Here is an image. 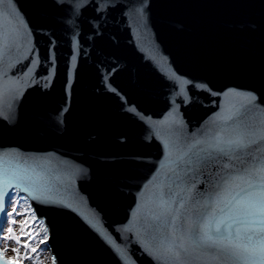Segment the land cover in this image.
<instances>
[{
  "label": "snow or ice",
  "instance_id": "obj_1",
  "mask_svg": "<svg viewBox=\"0 0 264 264\" xmlns=\"http://www.w3.org/2000/svg\"><path fill=\"white\" fill-rule=\"evenodd\" d=\"M49 2L62 24L71 26L65 28L72 33L71 39L77 37L75 28L97 32L91 22L102 26L116 10L136 22L138 41L150 25L151 0ZM37 34L46 39L42 57L34 42ZM52 36L54 32L42 33L31 27L19 0H0V131L20 128L17 103L28 80L40 95H47L41 89L49 87L46 73L59 47ZM261 38L264 40V33ZM21 40H27L28 55L13 59L9 54L20 47ZM149 51L152 62L167 69L163 74L172 83L173 94L183 96L180 104L172 100L166 105L162 119L154 120L136 106L130 109L141 122L146 142L160 141L162 158L151 179L137 192L125 220L109 225L104 209L90 204L91 194L77 185L78 179H91L90 168L83 162L0 143V218L11 225L6 231L0 228V241L17 245L0 248V264H23L25 259L42 264L31 254L37 253L33 244H46L48 229H43L44 234L36 231L38 209L32 202L74 214L120 264H140L145 257L150 264H264V58L258 65L222 70L220 74L231 79L215 90L208 76L180 73L158 44L153 42ZM185 85L189 86L187 93ZM196 91L208 97H238L242 102L238 107L217 105L219 110L199 126H190L181 107L192 104ZM160 169L166 170L165 179L153 184ZM149 185L154 191L146 198ZM98 195L106 198L108 193ZM26 200L29 203L24 207ZM125 232L130 235L125 237ZM112 233L120 234V241L126 243H117ZM8 251L16 255L6 257Z\"/></svg>",
  "mask_w": 264,
  "mask_h": 264
},
{
  "label": "water",
  "instance_id": "obj_2",
  "mask_svg": "<svg viewBox=\"0 0 264 264\" xmlns=\"http://www.w3.org/2000/svg\"><path fill=\"white\" fill-rule=\"evenodd\" d=\"M124 2L117 0L118 4ZM19 4L31 27L42 33L54 32L50 38L59 47L46 73L49 87L41 89L47 95H40L35 84L22 77L28 84L17 103L20 128L0 131V143L83 162L90 168L91 179H78L77 185L91 194L92 206L104 209L109 225L125 220L137 192L151 179L162 158L160 141L146 142L131 107L144 109L154 120L162 119L166 105L172 100L180 104L183 96L173 94L172 83L163 74L167 69L149 58L151 44H158L180 73L212 78L215 90L231 79L221 75L222 70L258 65L264 58V0H151L149 29L141 33L139 41L136 22L119 10L102 26L92 21V27L98 29L95 33L73 29L77 37L71 39L72 33L65 31L71 26L62 24L49 0H19ZM34 42L42 57L45 37L37 34ZM18 43L20 47L9 54L13 59L28 55L27 40ZM176 84L179 91V82ZM188 89L185 85V93ZM241 102L238 97H208L196 91L192 104L182 106L181 111L190 126H199L219 110L217 105L238 107ZM165 171L160 169L153 184L165 179ZM150 191H154L152 185L145 189L146 198ZM101 192L108 196L102 198ZM32 207L38 209L37 219L48 229L46 245L55 264H120L74 214L49 210L35 202ZM5 225L0 218V228ZM112 235L117 243H126L120 241V234ZM140 264L150 261L145 257Z\"/></svg>",
  "mask_w": 264,
  "mask_h": 264
},
{
  "label": "rangeland",
  "instance_id": "obj_3",
  "mask_svg": "<svg viewBox=\"0 0 264 264\" xmlns=\"http://www.w3.org/2000/svg\"><path fill=\"white\" fill-rule=\"evenodd\" d=\"M28 201H24V204L23 206L24 207H27L28 206ZM17 219H21L20 217H17ZM11 225L7 224L5 225V228L4 230L6 231V229L8 227H10ZM16 228V233L19 234V225H16L15 226ZM35 228H36V231L38 232H41L42 234L43 233V229L46 228L44 226L43 223H41L38 219L35 221ZM47 235V233H46ZM34 247H37V253H33L31 254L32 257L35 259V257H39V261L42 262V264H52L53 263V257H52V254L49 250V247L46 245V244H39V245H36V244H33ZM2 247H8V248H15L17 247V245L11 241H8V240H2L0 241V248ZM24 254V249L21 248V256H23ZM14 255H16L14 252L12 251H8L5 253V256L6 257H13ZM23 264H32V262L30 260H23Z\"/></svg>",
  "mask_w": 264,
  "mask_h": 264
}]
</instances>
